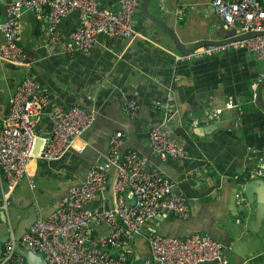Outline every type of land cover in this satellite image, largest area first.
I'll return each mask as SVG.
<instances>
[{
    "label": "crops",
    "instance_id": "0c3cea01",
    "mask_svg": "<svg viewBox=\"0 0 264 264\" xmlns=\"http://www.w3.org/2000/svg\"><path fill=\"white\" fill-rule=\"evenodd\" d=\"M142 1L133 14L130 38L101 35L88 49H73L71 54H65L63 46L76 26V12L56 24L55 44L48 43L42 23L29 12L21 13L19 43L30 63V76L45 88L49 100L36 129L48 127L45 114L52 106L75 104L94 110L95 119L81 137V152L70 150L55 161L34 158L29 164L30 184L26 176L13 188L0 180V238L9 236L27 203L35 208L37 218L46 217L67 189L79 184L85 171L103 158L110 135L120 131L119 152L134 150L146 156L148 168L172 180L189 208L185 219L156 215L144 223L141 233L123 244L128 264H139L148 255L144 235L162 222L173 224L178 237L194 232L208 235L222 244L231 263L264 264V211L256 233L250 235L255 198L264 201V84L256 82L264 63L238 48L176 61L183 52L166 32L190 49L232 38L239 26L227 27L211 12L210 0H148L145 14L151 18L142 12ZM259 1L264 9V0ZM3 10L2 5V17ZM21 75V68L0 59V119ZM127 98L138 105L133 118L120 111ZM153 100H161L170 110L167 134L184 157L160 159L151 152L147 131L164 117L163 109H150ZM228 103L231 106H225ZM215 109L220 114L206 118L205 112ZM113 178L111 168L107 187L88 209L100 210L112 203ZM252 180L255 187L248 204L242 189ZM234 193L239 197L234 198ZM92 234L104 236L107 227L98 224Z\"/></svg>",
    "mask_w": 264,
    "mask_h": 264
},
{
    "label": "built area",
    "instance_id": "2783aa9c",
    "mask_svg": "<svg viewBox=\"0 0 264 264\" xmlns=\"http://www.w3.org/2000/svg\"><path fill=\"white\" fill-rule=\"evenodd\" d=\"M0 0V59L22 69L14 90L5 100L0 119V180L9 188L26 176L34 158L55 161L70 150L81 152V137L92 125L95 111L78 105L52 106L46 112L48 127L36 129L43 108L49 103L48 93L30 76V63L20 45L21 13H31L44 25L48 43L55 44V26L61 17L76 12V26L63 46L65 54L73 49L84 51L99 36L128 39L134 33L133 14L138 0ZM211 12L227 27L238 25L239 32L222 42H208L188 53L175 56L185 62L202 55L227 49H243L264 63V9L259 0H210ZM252 34V35H250ZM246 37H239L245 36ZM264 84V67L257 76ZM225 106H231L226 104ZM164 111L163 120L147 131L149 148L158 158L184 157L183 150L167 134L171 112L161 100H153L150 109ZM138 105L133 98L120 104V111L133 118ZM219 109L205 112L216 118ZM236 124H233V128ZM122 135H110L103 158L93 164L84 179L70 186L55 208L43 218H36L19 238L18 244L40 253L47 264H128L123 244L141 233L144 223L156 215L185 219L189 215L187 200L175 190L174 183L156 170L148 168L147 157L134 151L119 152ZM37 145V153L33 152ZM114 169L110 184L112 203L100 210L87 205L107 187L109 170ZM235 197H239L235 193ZM6 202L2 204L4 208ZM98 224H105L107 234L93 235ZM12 231L9 236H11ZM148 255L139 264H235L226 260L222 244L208 235L194 232L183 237L165 236L155 231L144 235ZM115 249V251H113ZM112 250V251H111ZM0 264H25L14 252V241L4 243Z\"/></svg>",
    "mask_w": 264,
    "mask_h": 264
},
{
    "label": "water",
    "instance_id": "95a60500",
    "mask_svg": "<svg viewBox=\"0 0 264 264\" xmlns=\"http://www.w3.org/2000/svg\"><path fill=\"white\" fill-rule=\"evenodd\" d=\"M147 1L148 0L142 1V12L144 14H145V5H146ZM145 15L148 16L147 14H145ZM148 17H150V16H148ZM166 34L173 40V42L180 49L181 52L188 53L194 49V48H190V49L182 48L180 46V44L177 42V40L175 38H173V36L170 33L166 32ZM250 35H252V34H250ZM250 35L239 36V37H246V36L248 37ZM203 44L204 43H200L196 47L203 45ZM33 152L35 154L37 153V145L35 146ZM261 160L264 161V157L261 158ZM87 170L85 171V173L87 172ZM85 173H84V176H85ZM83 179H84V177H83ZM254 187H255V182H254V180H252V181L247 182L242 189L243 195L247 201L246 203H248V204H251V199L253 197V195H251V191L254 189ZM234 198H235V196H234ZM260 199H261L260 197L255 198L256 203L254 206L253 220L250 222V231L253 234H250V235H254V233H256L257 228L259 226V221L261 220V217L263 215L264 201H262L263 199H261V200ZM22 208H24V215L22 217H20L15 222L11 236L5 235L3 238H0V254H1V244L3 242H5L6 240L11 238L14 241V252L24 260L25 264H47L46 261L44 260L43 256L40 253L35 252V251H31V250L26 249V248H23L18 244L19 238L24 234L26 229L37 218L35 208L32 205L27 203ZM162 220H164V219L159 220V222H161ZM153 231L157 232L158 234L165 235V236H176L174 233L173 224H171V223L166 224L165 222H162L161 225L158 228L154 229ZM252 238H254V236ZM226 246L227 245H225V247ZM204 263L205 264H214L215 261L204 262ZM198 264H202V263H198Z\"/></svg>",
    "mask_w": 264,
    "mask_h": 264
},
{
    "label": "flooded vegetation",
    "instance_id": "af4514ba",
    "mask_svg": "<svg viewBox=\"0 0 264 264\" xmlns=\"http://www.w3.org/2000/svg\"><path fill=\"white\" fill-rule=\"evenodd\" d=\"M188 204V203H187Z\"/></svg>",
    "mask_w": 264,
    "mask_h": 264
}]
</instances>
